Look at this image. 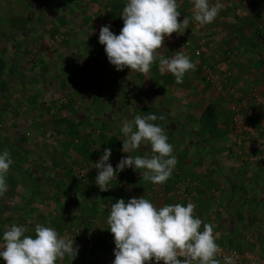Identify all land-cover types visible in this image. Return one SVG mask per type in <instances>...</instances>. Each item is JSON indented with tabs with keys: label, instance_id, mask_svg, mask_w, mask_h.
I'll return each mask as SVG.
<instances>
[{
	"label": "crops",
	"instance_id": "1",
	"mask_svg": "<svg viewBox=\"0 0 264 264\" xmlns=\"http://www.w3.org/2000/svg\"><path fill=\"white\" fill-rule=\"evenodd\" d=\"M125 2L0 0V20L8 23L0 30V38L13 37L19 45L11 48L10 41L0 40V85H9L17 76L16 69L29 70L28 56L40 57L39 67L24 75V100L33 102L49 94L52 100L53 94L45 87L56 85L55 96L67 102L64 120L50 111L46 115L51 119L47 126L56 133L52 142L58 141L59 150L47 146L50 131L47 137L30 142L25 137L20 141L2 138L7 140L4 150L10 154L16 152V146L34 153L33 157L28 152L18 156V167L13 163L15 171L7 176V182L25 181L20 191L27 206H19L18 212L26 220L29 235L34 234L37 223L54 228L61 236L79 223L86 232L100 227L97 223L103 220L108 228L112 203L144 196L157 207L193 203L195 215L213 225L220 253H252L264 260V0H223L224 7L214 22L203 26L191 21L192 0H178V20L188 16V29L182 35L166 37L164 48L158 51L171 58L180 50V42L189 41L187 55L194 62L193 52L201 49L203 64L196 65L179 84L171 73L161 72L158 61L148 73L128 68L116 71L109 64L104 46L98 43L99 29L110 24L119 34ZM99 12H103L102 18ZM11 22L22 29L17 31ZM27 23L36 24L34 31H27ZM58 37L57 42L51 40ZM48 38L51 46H34ZM204 66L215 71L221 90L206 81ZM232 90L239 94L237 100L259 97L248 115L251 135L240 148L233 130ZM149 113L157 115L155 123L173 145L177 164L170 179L152 184L143 179V170L129 168L111 181L112 188L101 192L95 184L94 163L105 148H111L110 162L115 168L126 155L120 151L122 122ZM36 125L42 129L39 121ZM151 154L150 145L132 153ZM84 165L90 168L82 180L78 172L73 173L84 170ZM83 182L86 185L80 184ZM39 204L45 208L33 214V207ZM108 233L97 238L91 254L79 250L75 259L65 256L57 264H107L113 250L109 244L114 243Z\"/></svg>",
	"mask_w": 264,
	"mask_h": 264
},
{
	"label": "clouds",
	"instance_id": "2",
	"mask_svg": "<svg viewBox=\"0 0 264 264\" xmlns=\"http://www.w3.org/2000/svg\"><path fill=\"white\" fill-rule=\"evenodd\" d=\"M178 0H126L120 13L123 27L119 34L111 25L99 29L98 43L110 65L116 71L148 73L156 61L161 72L171 73L176 82L194 71L196 64L183 51L171 58L161 56L159 49L165 38L173 33L182 35L188 29L190 18L178 20L181 12ZM224 7L223 0H192L191 21L199 25L214 22ZM154 113L137 115L125 120L120 127L124 137L122 156L115 168L110 162L111 148H105L94 163L95 184L101 192L110 188L111 181L120 172L141 169L145 181L160 185L168 181L177 164L173 145L163 128L155 123ZM143 145L151 146V155H132ZM14 161L10 153L0 152V196L8 188L7 176ZM140 175V174H139ZM195 205L174 203L155 206L144 196L125 201L117 199L111 204L107 216L108 230L114 241L113 264H221V248L216 242L213 225L195 215ZM34 234L29 235L26 225L13 224L0 237V260L4 264H57L65 256L75 259L79 246L75 240L61 236L54 228L37 223ZM224 264H232L230 256Z\"/></svg>",
	"mask_w": 264,
	"mask_h": 264
},
{
	"label": "rangeland",
	"instance_id": "3",
	"mask_svg": "<svg viewBox=\"0 0 264 264\" xmlns=\"http://www.w3.org/2000/svg\"><path fill=\"white\" fill-rule=\"evenodd\" d=\"M0 14H1V12H0ZM102 15H103V12H99L98 17L102 18ZM2 24H3V26H2ZM11 24H12V26H14L16 24L18 27V23H16V22H11ZM27 25H28L27 31H29V32L34 31V29H35L34 26H36V24L34 25V23H27ZM7 27H8V23L6 21L0 20V30H3L4 28L6 29ZM18 29L21 30L22 28L18 27L17 31H18ZM0 40L1 41H10V47L11 48H13L14 46H19L18 41L13 37H10L9 39L8 38H5V39L0 38ZM33 40H35V38H33ZM37 40L42 41L41 39H37ZM43 40H45V41H43V44L38 43V45H34V46H41V47L51 46L49 38L43 39ZM51 40L52 41L55 40L57 42L60 39L58 37V39L52 38ZM61 41H63V39ZM63 45H65L64 42H63ZM22 55H24V54H22ZM28 57H29L28 68H29V70L33 71V69L39 67V63H40L41 59H40V57H36V56H33V57L28 56ZM29 70L24 69V68L16 69V71L18 72L16 78L14 80L12 79V81L9 85H6V86L0 85V152L5 151L4 149L6 148L5 142L7 140L5 138L2 139L3 137L7 138V137L11 136L12 138L19 139V141H20V139L22 140L25 137L24 140H26L28 142L33 141L35 139L38 140L37 138L42 139L44 136L47 137L46 133H47V131H50V127L47 126L48 120H51L50 118H46L47 117L46 115H48V113H49L47 111H50V113H53V115H55V117L56 116L59 117V115H62V119L63 120L65 119V117L63 116V115H66V114H64V112H65L64 106L67 102L65 101L64 98H62L63 100L57 99V97L55 96L56 92L58 91V88L56 85L45 87V90H46V88L49 87V89H48L49 92H51V95L53 94V96L51 97L52 100L49 99L50 94L46 95V98L45 97L43 98L44 100L39 99V100L33 101V102H30V101L27 102V100L26 101L24 100L23 91H25L24 88L27 87V86H25L26 84H25L24 75H26L25 73H28ZM21 76L23 78H21ZM32 89H33V87H32ZM37 91H40V90L37 89ZM41 112H43V113H41ZM21 113H25V114H21ZM1 116H3L4 119H2ZM23 116H28V117L24 118ZM37 121H39L40 124L42 125V129H40L41 127H38L36 125ZM53 129L55 130L54 127H53ZM12 130H15L16 133H14V134L11 133V135H10L9 133ZM50 132H53V134H52V136H49V138L47 139V141H49L51 143V144H47L48 148H51L50 146L54 147V145H53L54 143L58 144V141H56V140L52 142V137H55L54 134L56 135V133H54V131H50ZM16 147H17L16 152L14 151L15 154H14V152H12L10 154V156H11L12 160L14 161V165H16V163H17V165H16L17 167H18V161H17L18 156L21 155V157H22V156H24L22 154L23 153L26 154L27 152L30 153L31 157L34 156L33 150H24L23 148L20 149L19 146H16ZM54 149H55V151L59 150L56 148V145L53 148V150ZM28 158L30 159V157H28ZM29 163H31V161ZM84 168H85L84 169V172H85L84 176H86V174H87L86 170H89L90 167L88 165H86ZM14 171H15V169L13 170L12 167H10L8 176L10 175V173H12ZM70 172H71V168H70ZM32 173L34 174L35 170H32ZM73 174L76 175L77 170L74 171ZM80 177H82V176L80 175ZM61 178L63 179L64 177L61 176ZM81 179L84 180L85 178L83 177ZM7 184H8L7 191L2 196H0V225H1L0 237H2L3 232L8 227H11L13 224H16V225H25L26 224L25 218L23 217V215L19 214V212H18L19 208H20L19 206H25V207L27 206L26 200H25V198L22 197L23 194L20 191L21 187L22 188L25 187V181L22 182V184H19L18 182H13V181L7 182ZM80 184L86 185L84 182L80 183ZM13 188H15V189H13ZM181 198H183V197H181ZM32 207H31V209H32ZM43 207L45 208L44 204L36 205L35 207H33L34 210H32V213L34 214V213L41 212L43 210ZM53 212L55 213L53 217L57 218L59 216L58 212L56 210H54ZM35 217H36V214H35ZM103 221H100L99 223H97V226L100 225V227H97V228L103 229L105 231V236H107L108 228ZM22 222H24V223H22ZM28 222H29V219H28ZM96 222H98V221H96ZM83 227L84 226L82 225V223H79L77 225H71L70 230L64 234V237L71 238V235L69 232H71L75 228H83ZM96 229H94V230H96ZM29 233H31L30 230H29ZM29 233H27V234H29ZM68 235H70V236L68 237ZM108 235H109V233H108ZM105 236H99V237H105ZM80 238L82 241H78L77 243H75V246H79V250H82L84 253H86L88 255L91 254L96 249V242L95 241H97L98 237H96L92 247H90V246L87 247L82 236L78 237L79 240H80ZM109 246L113 249V246H115V245H114V243L111 242L109 244ZM0 264H4V262L2 260H0ZM107 264H108V260H107Z\"/></svg>",
	"mask_w": 264,
	"mask_h": 264
},
{
	"label": "built area",
	"instance_id": "4",
	"mask_svg": "<svg viewBox=\"0 0 264 264\" xmlns=\"http://www.w3.org/2000/svg\"><path fill=\"white\" fill-rule=\"evenodd\" d=\"M191 42L189 41H183L179 43V48L181 51H183L186 55L189 53V48L191 47ZM192 55V54H191ZM193 58L194 62L197 66H203L202 64V50L201 49H195L193 52ZM205 71V79L207 82H211L214 85L218 87V89L221 90L222 88V82L218 80L215 71L207 66L203 67ZM231 92V91H230ZM232 98L230 97V105L231 109L233 112V130L236 134V146L237 148H240L244 145L245 142L248 141V138L251 135V127L248 122V115L252 112L253 108L255 107L256 104L259 102V97L257 95H250L246 98H239L240 96L238 93L231 92ZM237 96V98H236ZM57 146L58 144L54 143ZM78 174H80L83 178L84 177V170H77ZM73 234H71V239L75 240V242H78L79 236H82L85 244L87 247H92L94 244V241L96 237L99 236H105V231L103 229L97 228L96 230H91L86 232L84 227L83 228H75L72 230ZM114 248L112 252L109 254L108 258V264H113L114 260ZM225 256H230L232 258V263L233 264H264V260L260 259L259 257L255 256L252 253H243V254H238V253H219L218 257L223 259ZM149 264H152V262H149ZM160 264H163L161 261ZM193 264H196V262H193Z\"/></svg>",
	"mask_w": 264,
	"mask_h": 264
}]
</instances>
